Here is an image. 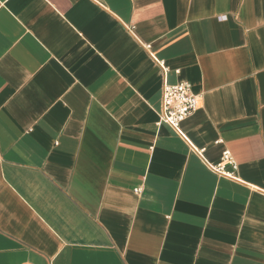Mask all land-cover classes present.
Segmentation results:
<instances>
[{
  "label": "crops",
  "instance_id": "1",
  "mask_svg": "<svg viewBox=\"0 0 264 264\" xmlns=\"http://www.w3.org/2000/svg\"><path fill=\"white\" fill-rule=\"evenodd\" d=\"M0 264H264V0H0Z\"/></svg>",
  "mask_w": 264,
  "mask_h": 264
},
{
  "label": "built area",
  "instance_id": "2",
  "mask_svg": "<svg viewBox=\"0 0 264 264\" xmlns=\"http://www.w3.org/2000/svg\"><path fill=\"white\" fill-rule=\"evenodd\" d=\"M145 48L150 49V46L147 45ZM196 109L197 96L193 94L190 84L184 82L174 85L164 84L158 124L167 125L180 133L181 123L192 115ZM228 167L230 170H228ZM209 168L226 178H235L236 163L228 151L222 154L220 163L209 165Z\"/></svg>",
  "mask_w": 264,
  "mask_h": 264
}]
</instances>
